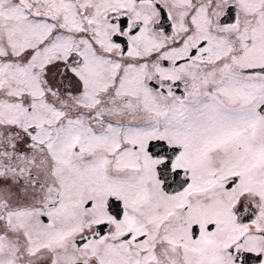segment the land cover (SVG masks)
<instances>
[{
  "label": "snow or ice",
  "instance_id": "1",
  "mask_svg": "<svg viewBox=\"0 0 264 264\" xmlns=\"http://www.w3.org/2000/svg\"><path fill=\"white\" fill-rule=\"evenodd\" d=\"M0 264H264V0H0Z\"/></svg>",
  "mask_w": 264,
  "mask_h": 264
}]
</instances>
